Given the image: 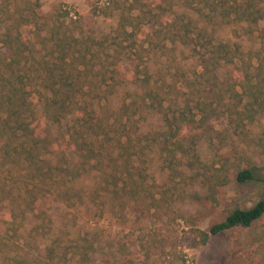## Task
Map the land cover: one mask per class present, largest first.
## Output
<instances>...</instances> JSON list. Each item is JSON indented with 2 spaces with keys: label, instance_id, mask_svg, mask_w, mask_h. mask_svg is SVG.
<instances>
[{
  "label": "trees",
  "instance_id": "trees-1",
  "mask_svg": "<svg viewBox=\"0 0 264 264\" xmlns=\"http://www.w3.org/2000/svg\"><path fill=\"white\" fill-rule=\"evenodd\" d=\"M111 1L109 11L119 13L114 35L79 40L55 25L39 55L22 28L28 18L19 9L9 13L0 0V264H67L69 247L50 241V206L82 204L81 181L92 172L119 208L142 211L147 200L158 206L156 194L170 197V184L185 172L217 205L225 204L219 188L233 180L238 196L224 219L192 230L201 245L264 214V175L254 153L233 144L222 152L226 138L247 141L248 125L264 121V51L215 36L217 27L245 25L264 45V0ZM167 43L189 48L196 64L189 75L178 67L176 79L158 84L147 67L140 69L142 54L162 52ZM125 48L130 77L120 62ZM128 80L134 90L113 107L110 98ZM146 113L157 114L161 125L142 133ZM221 120L224 128L216 127ZM201 142L213 151L210 161L201 159ZM152 151L159 153L164 179H151L140 163ZM254 190L258 199L240 206ZM252 238L261 249L264 232L255 229ZM70 247L78 264H91V245ZM226 264H234L232 256Z\"/></svg>",
  "mask_w": 264,
  "mask_h": 264
},
{
  "label": "rangeland",
  "instance_id": "rangeland-1",
  "mask_svg": "<svg viewBox=\"0 0 264 264\" xmlns=\"http://www.w3.org/2000/svg\"><path fill=\"white\" fill-rule=\"evenodd\" d=\"M5 2L8 4L9 13L19 9L28 18L22 28L32 45V51L39 55L46 52L50 30L55 25L72 30L79 40L91 37L97 42L106 35H114L119 20L117 11H109L111 0H5ZM72 21H75V24ZM244 26L217 27L215 36L228 42H240L246 50L264 51V45L257 38L256 32L250 35L245 32L247 28ZM260 26H264V23ZM140 28L141 31L150 30L148 25H141ZM3 29L0 22V32ZM128 51L126 48L123 49L120 62L125 76L130 77L132 68ZM107 52L113 53V47L109 46ZM142 55L140 69L147 67L158 84L171 83L172 77H176L175 70L178 67L189 75V71L196 64L189 48L181 44L172 47L167 43L166 49L162 52L144 51ZM225 70L226 67L220 69L221 76ZM128 90H134L130 80L118 87L110 98V104L118 107ZM140 125L142 133L158 129L161 125L160 117L157 114L146 113ZM224 126V120L216 124V127ZM248 128L250 133L247 141L239 138L231 140L228 137L226 138L228 146L223 147L222 152L228 154L232 144L239 148L249 146L248 149L254 153L264 175V121L250 124ZM198 151L202 160H211L213 151L206 142L199 144ZM141 162L151 179L154 175L165 178L166 174L160 168L158 152L145 153L140 158ZM81 184L85 190L82 204L77 207L57 204L50 206L49 210L52 217L50 241L54 240L55 244L59 241L63 247H69L66 255L67 264H78L77 255L70 247L76 243L91 245V264H115L126 258H130L134 264H226L230 256L234 264H264V243L261 249L251 243L255 229L264 232V214L252 226L235 227L213 236L204 245L199 244L193 234L192 230L195 228L205 229L212 223L224 219L227 205L238 196L233 180L219 188L220 200L225 204L217 205L204 198L205 189L191 179L190 173L185 172L182 178H176L170 184L172 194L170 197L156 194L158 206L155 201L147 200L150 206L147 205V209L146 205H143L141 207L145 209L143 211L131 207L119 208L113 196L101 189L103 182L96 172L83 177ZM257 195L258 191H249L244 200L246 202L243 201L240 206L249 207L258 199ZM127 202L132 203L130 200Z\"/></svg>",
  "mask_w": 264,
  "mask_h": 264
}]
</instances>
